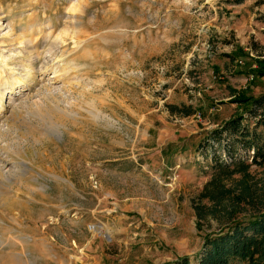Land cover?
I'll return each instance as SVG.
<instances>
[{
	"label": "rangeland",
	"instance_id": "1",
	"mask_svg": "<svg viewBox=\"0 0 264 264\" xmlns=\"http://www.w3.org/2000/svg\"><path fill=\"white\" fill-rule=\"evenodd\" d=\"M259 57L264 0H0V264H196L197 148Z\"/></svg>",
	"mask_w": 264,
	"mask_h": 264
},
{
	"label": "trees",
	"instance_id": "2",
	"mask_svg": "<svg viewBox=\"0 0 264 264\" xmlns=\"http://www.w3.org/2000/svg\"><path fill=\"white\" fill-rule=\"evenodd\" d=\"M256 61L259 65L249 71L264 75L262 58ZM231 101L241 110L207 130L197 148L202 155V149L213 146L215 140L221 152H212L209 178L193 202L197 221L214 218L219 223L217 229L204 233L196 264H230L235 260L264 264V92L252 96L237 91ZM167 107L182 115L196 110L184 103H168ZM252 165L262 170L258 173ZM176 263L189 264L188 256Z\"/></svg>",
	"mask_w": 264,
	"mask_h": 264
},
{
	"label": "bare ground",
	"instance_id": "3",
	"mask_svg": "<svg viewBox=\"0 0 264 264\" xmlns=\"http://www.w3.org/2000/svg\"><path fill=\"white\" fill-rule=\"evenodd\" d=\"M59 34L61 35V33H59ZM24 42H25L24 40H20V41H19V44H17V45H20V46L22 47ZM23 48H24V49H23L24 51H26V52H30V53H31V52L35 51L36 46H35L34 44H32L30 40H28V43H27L26 45H24ZM17 49H18V48H17ZM20 52H21V51H20ZM63 53H64V52H63ZM1 57H3V61H2L3 63H2V65L5 66L7 56H5V54H1ZM63 67H64L65 69H67L66 66L63 65ZM21 68H22L21 70H25V71H26V74H25V75H26L27 77H29V76H30V73H31V68H30V66H29V67L22 66ZM14 70H15V69H14ZM15 71H16V70H15ZM11 74H12L13 77H14V76H16V75H21L22 73H21V71H20V72H14V71H12ZM22 75H23V74H22ZM5 84H6V81H5ZM1 93H2V92H1ZM3 93H4V92H3ZM0 106H1V104H0ZM90 225L93 226L92 229L90 228V230L94 231V230H96V228H98V227L100 226V223L93 222V223H90ZM88 226H89V224H88ZM96 231H97V230H96Z\"/></svg>",
	"mask_w": 264,
	"mask_h": 264
},
{
	"label": "built area",
	"instance_id": "4",
	"mask_svg": "<svg viewBox=\"0 0 264 264\" xmlns=\"http://www.w3.org/2000/svg\"><path fill=\"white\" fill-rule=\"evenodd\" d=\"M87 225H88V224H87ZM92 227H93V226H91V225L89 224L88 228H89V229H90V228L92 229Z\"/></svg>",
	"mask_w": 264,
	"mask_h": 264
}]
</instances>
